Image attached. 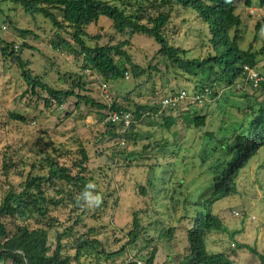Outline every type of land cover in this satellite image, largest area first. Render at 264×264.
I'll return each instance as SVG.
<instances>
[{
    "label": "rangeland",
    "instance_id": "374dc122",
    "mask_svg": "<svg viewBox=\"0 0 264 264\" xmlns=\"http://www.w3.org/2000/svg\"><path fill=\"white\" fill-rule=\"evenodd\" d=\"M103 1L121 7L129 17L145 15L141 23L149 26V17L169 12L171 20L164 35L173 48L187 51L185 58L189 60L217 54L208 26L193 10L174 7L171 11L160 0ZM245 3L246 0L235 3L236 14L243 22L240 46L244 51L259 53L264 47V7L259 1H254L251 8ZM144 7L145 14L139 11ZM23 30L31 33L22 35ZM59 38L69 42L72 50L54 49ZM0 39L14 45L32 76L53 90L74 91L107 106V110H101L76 96L59 106L44 90L39 89L34 95L16 61L3 56L0 48V204L10 190L19 193L29 176L47 175L49 157L77 174L74 165L82 150L89 156V184L95 185L91 189L74 188L73 192L81 193L79 198L85 203L78 210L64 202L63 206L50 209L45 219L33 212L24 219L5 220L10 234L23 226L46 229L52 253L58 235L65 234L62 257L73 259L76 240L95 230L90 236L101 241L106 252L112 254L128 244V233L137 214L145 231L124 255L107 259L89 251L72 264H146L155 249V264H179L189 254L188 232L194 219L200 213H210L219 216L231 231L240 233L234 241L226 234L210 233L206 238L208 252L225 253L235 264H260L257 256L238 250L236 243L264 253V148L241 171L237 195L211 200L217 172L233 159L229 149L235 137L245 132L241 125L244 128L252 120L251 108L258 109L264 102L261 88L254 89L240 77L233 86L213 84L212 91L220 98L200 105L188 100L178 109H163L162 102L170 94L187 90L191 96L203 78L189 77L160 55L161 47L154 39L131 31L120 34L107 18L87 29L86 45L95 48L128 41L125 50L134 66L144 71L141 77L136 78L127 66L128 77L106 81L80 53L71 29L59 31L43 15L28 14L9 0H0ZM255 70L264 78V56L259 58ZM80 78L83 89L75 84ZM104 87L110 101L105 98ZM46 100L52 105L47 106ZM115 104L133 115L129 129L109 127L108 115ZM145 106L161 112H146L137 120V109ZM12 114L25 117L27 123L12 120ZM189 115L204 117L206 126L190 125L186 120ZM170 116L176 124L167 130L162 127L163 117ZM63 190L72 188L60 184L48 189L47 196L61 200L65 197L60 195ZM86 192L100 195L101 203L89 206ZM168 231L173 233L166 235Z\"/></svg>",
    "mask_w": 264,
    "mask_h": 264
},
{
    "label": "trees",
    "instance_id": "16d2710c",
    "mask_svg": "<svg viewBox=\"0 0 264 264\" xmlns=\"http://www.w3.org/2000/svg\"><path fill=\"white\" fill-rule=\"evenodd\" d=\"M14 4L21 5L24 10L31 15L40 14L50 20L53 26L60 30L71 29L74 41L81 48V54L87 58V62L93 70L99 73L106 81H119L125 79L128 73L127 66L132 69L136 78L141 77L144 71L134 66L131 56L125 48L129 45L128 41L116 46H96L90 48L86 45L84 38L87 36V29L97 24L100 19L107 18L113 22L115 30L120 34L131 31L132 34L145 35L154 39L161 47L159 54L168 61L177 65L189 77H202L197 83L198 89H213V84H228L233 86L240 77H244L245 67L256 69L258 60L264 56V47L259 53L252 52V49L244 51L241 49L242 19L236 14V0H160L161 5L169 7L171 11L174 7H181L186 10H193L208 26L211 35V44L214 46L217 54L207 59H186L187 51L173 48L164 35V30L170 23L171 14L159 13L156 18L149 17L145 25L141 20L145 15L138 17H129L125 11L118 6L103 0H9ZM254 1H259L264 7V0H246V6L251 8ZM57 11V12H54ZM139 11L147 12V8H140ZM261 30V24L257 26V31ZM232 32L234 33L232 36ZM22 35L30 34V31H21ZM257 40V37L255 38ZM0 48L3 56L13 58L18 64L22 77L29 87L30 91L36 95L37 91H46L51 101H55L59 106L63 105L67 99L76 96L87 105L97 107L101 110H107V106L96 103L93 99L85 96L76 95L74 91H56L44 84L39 78L33 77L27 64L23 62L14 49V45L5 44L0 39ZM54 49L72 50L71 45L66 40L59 38L54 43ZM118 58L119 60H117ZM151 72V70H149ZM208 77L205 78V75ZM215 79L212 81L211 79ZM207 82H210L209 84ZM77 88H82L81 78L75 83ZM211 84V85H210ZM259 88L264 92V82ZM258 88V89H259ZM172 94H176L173 92ZM171 95V94H170ZM220 98L217 92L212 91L211 98ZM46 100L47 106L52 102ZM250 108V107H249ZM112 111H124L116 104L110 108ZM162 109V108H161ZM173 110V109H172ZM150 112L158 115V108L148 106L139 107L135 113L137 120H140L143 113ZM252 120L241 130L242 135L235 137L234 145L230 147L229 153L234 154L233 159L217 172L213 198H228L238 194L237 180L243 169L246 168L249 161L264 148V102L258 109L251 108ZM11 119L27 123L23 116L12 114ZM134 119V118H133ZM186 120L197 128L206 126L205 118L198 116H187ZM176 124L172 116L164 118L163 126L171 130ZM246 126H248L246 128ZM109 127L115 129V125L109 124ZM133 128V126H132ZM211 135V134H210ZM209 137H214L210 136ZM122 137H127L123 134ZM89 156L85 150L81 151V158L75 163L74 167L78 170L77 174L59 163L57 159H46L45 176H29L22 184V190L17 193L10 190L2 199L0 204V264L11 262V264H72L73 261L79 262L85 252H98L107 259H113L124 255L128 247L137 244L144 233L143 226L137 214L134 215L132 229L128 233L129 242L120 251L109 254L103 248L101 241L90 235L95 234L91 230L88 235L79 237L75 242L76 256L63 258V235H58L56 249L52 253L49 245V231L46 229H30L27 226L18 227L15 233L8 232L5 220L24 219L29 213L36 212L40 218H46L50 209H57L66 202L69 205L80 209L84 205L79 197L81 193L73 192L74 188L86 187L90 183L89 174ZM43 167V170L45 169ZM5 170H8L7 167ZM62 184L71 187V191L63 190L60 195L65 196L61 200L49 198L48 189H56ZM74 193V194H73ZM146 194L145 190H142ZM69 202V203H68ZM222 233L228 235L233 241L240 232L231 231L224 224L223 220L212 214H198L193 221L192 228L188 232L189 254L184 256L179 264H235L225 253L210 254L207 249L206 238L210 233ZM173 232L168 231L166 235ZM236 243V242H235ZM238 250L248 251L257 256L260 264H264V253H260L256 247L247 244L236 243ZM157 250L155 249L146 264H155Z\"/></svg>",
    "mask_w": 264,
    "mask_h": 264
},
{
    "label": "built area",
    "instance_id": "2783aa9c",
    "mask_svg": "<svg viewBox=\"0 0 264 264\" xmlns=\"http://www.w3.org/2000/svg\"><path fill=\"white\" fill-rule=\"evenodd\" d=\"M243 75L248 84H250L254 89H258L260 84L264 82V78L255 70L249 67L244 68ZM104 95L107 100H111L108 95L107 87H104ZM212 97V90L209 88L198 89L193 88L192 95L187 90L180 91L176 94H171L162 102L163 109H178L184 102L188 100L192 101L194 105L203 104L209 101ZM133 121V115L125 111H112L110 109L107 123L112 125H120L123 128L129 129Z\"/></svg>",
    "mask_w": 264,
    "mask_h": 264
},
{
    "label": "clouds",
    "instance_id": "9594fccd",
    "mask_svg": "<svg viewBox=\"0 0 264 264\" xmlns=\"http://www.w3.org/2000/svg\"><path fill=\"white\" fill-rule=\"evenodd\" d=\"M94 184H89L88 188H94ZM85 200L89 206L91 205H99L101 203L102 197L100 195H93L91 192H86Z\"/></svg>",
    "mask_w": 264,
    "mask_h": 264
},
{
    "label": "bare ground",
    "instance_id": "6f19581e",
    "mask_svg": "<svg viewBox=\"0 0 264 264\" xmlns=\"http://www.w3.org/2000/svg\"><path fill=\"white\" fill-rule=\"evenodd\" d=\"M126 76L128 77V74H126Z\"/></svg>",
    "mask_w": 264,
    "mask_h": 264
}]
</instances>
